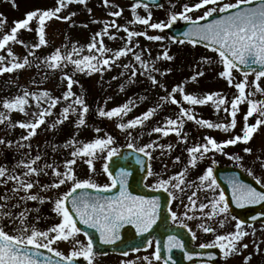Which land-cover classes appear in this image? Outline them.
Returning <instances> with one entry per match:
<instances>
[{"label": "rangeland", "instance_id": "rangeland-1", "mask_svg": "<svg viewBox=\"0 0 264 264\" xmlns=\"http://www.w3.org/2000/svg\"><path fill=\"white\" fill-rule=\"evenodd\" d=\"M198 2L199 0H163V3L159 9L154 7L145 9L141 4V6L138 7L134 13L132 6L135 3H133L132 0H108L107 5L104 4V0H86V3L77 4L64 0L65 6L58 15L62 18L71 16V19L65 20L53 17L52 19L48 20L49 24H47L45 28L46 40L48 41L46 45L41 46L40 48L32 47L38 43V33L36 31L37 21L33 20L30 24L32 31L25 29H20L18 31L20 36L18 41H23V44L19 42H14L12 44L9 43V45L6 46L4 50H0V55L5 57V60L0 62V67L10 66L13 62V55L17 58L16 62H23L25 53H27V56L29 57H32L35 53H38V58L41 62L39 68L37 69L31 65H26L24 68L14 70V75L15 71L19 73V83L24 86L23 88L28 85L27 88H29V90L25 88V91L18 93L16 88H14L18 82L16 80L15 84H12V90H10L8 96H2L0 100V113H5L6 115L10 116L11 123L16 124L15 127H12L7 120H5L3 123H0V140H5L4 143H0V167H4L8 170V173L4 177H0V204H6V210H10L14 217H18L19 213L24 211L25 208H38L39 212L31 211L27 214V223L30 226H35L38 230H47L49 227L59 223L61 218L53 212V203L51 201H46L41 204L39 201L21 200L20 198L25 196L26 193L22 190L14 193L13 189L17 186V182L9 179L8 177L9 175L15 174L20 176L22 179L31 180L35 185L34 188L30 190L31 194L49 197H55L57 194H62L63 192L68 191L71 187V183L69 182L65 185H62L59 190H43L42 185H44L46 181L51 184L58 179L54 177L52 169H45V172L41 173L39 176L33 174L30 177H25L24 173L27 171L25 167L20 166L18 172L15 171L16 167L14 162L17 159V155L20 156L21 160L25 163L31 159H34L37 155H39L42 159L50 158L51 161H53L52 164L59 167V170L63 172L65 171V161L67 159H71L72 157H70L71 153H69L65 147H61L62 145H64L74 136L78 141L84 143L92 141L97 137L106 138L107 135L104 134V132H108L107 134L109 135V133H111L110 130H114L120 142L131 140L134 142V144H136L137 147L144 146L151 143L152 141H156L158 144L167 143L173 146V150L169 153L163 151L162 154V150L160 148H155L152 150L153 155L152 159L150 158V170L152 171L153 175L148 176L149 180L146 182L150 187L151 185L154 187H159L158 181L160 179L167 180L171 178L173 175L182 172L186 165L188 166L186 180L188 182L194 181L196 185H199L200 182L198 177L204 173L207 167L210 166V162H212L213 166V161H215V163L221 162L220 164L230 163L231 165L239 166L249 173L253 178L256 177L258 182L264 186V167H261L260 161V158L262 156L264 157V125H261L249 144L245 145L241 142L238 143L241 145L239 147L240 149H238V144H236L234 146H227L223 153L217 152L216 155H220L218 157L222 158L219 160L220 162L213 159V155L210 157L209 155H206L203 160L198 159V167H192L191 165H188L190 155H186L182 151L183 148V150H185L192 147V144H195L192 139H195L196 143H199L202 139V136L204 137L205 133H207V136L209 137L216 138L219 142L228 138H232L236 134H243V117L248 110V107H243H245V104L249 103L251 99L264 101V93L257 91L255 84L253 83L255 81V74L248 76L249 84L246 87V94L250 95H248V99L242 101L238 106L236 117L237 126L235 129H230L228 132H225L223 129H209L206 126L198 125L195 120L189 121L184 118V122H186V124L183 125L181 136H184L185 134L187 135V143L182 142L180 137H178L174 132L167 137L160 133L152 132V129L156 126L163 127L168 118L177 119L180 114V110L178 109H180L181 106L183 108L189 109L190 114L195 115L197 120L205 119L213 122L214 124L222 123L227 125L230 124L232 119L230 116L231 101L237 95H239V91L238 89L235 90V86H229L227 79L219 77L218 73L223 70V65L220 63V58L218 55L212 52L210 53L209 51L200 47L194 46L193 48L192 45H186V43L184 45H182L183 43H180L178 46V44L172 40V37L166 31V28L163 30L151 29L150 27L143 25L138 21L132 23V21L136 19L137 15L147 18L149 11H151L150 23L164 22L166 24H176L177 22L183 21V19L170 22L172 13L175 12L178 14L183 11V6L185 4L192 6ZM221 2L236 3V0H221ZM55 6H59V0H0V25H2L0 26V39H2L5 34H10V30L14 26V23L16 21L25 19L27 12L36 9L49 10L53 9ZM121 9L123 12L120 17H114L111 15V13ZM205 10L206 8H202L200 10L192 11L189 14L194 19H196L197 17L203 15ZM73 13L75 15H71ZM113 21H115L116 25L122 27H120L119 30L116 27H113ZM106 23L109 25V28L108 35L103 36V46L110 49V51L103 54L95 50L90 52L87 49V45L91 42L92 37L97 32L102 31ZM124 27H127L130 31L134 32H146L148 36L160 35L165 37V39L161 41H155L147 39L145 35H140L133 37L131 43L129 44L127 40V32L123 30ZM113 35L116 37V39H111V36ZM99 39L100 38L97 37L98 41ZM74 45L83 49V51L73 55L74 59L85 55L112 57L115 51L125 47L126 45L132 50L128 52L127 55L114 59L111 62L110 67L104 66V70L91 72V74H89L88 70H86L82 73L79 72L76 77L72 72H65V69L68 71L66 67L61 69H53L48 66L46 59L56 49H60L61 53L64 54L66 52H70ZM97 47L99 48L101 45L98 43ZM9 49L11 50V55L9 54ZM164 51H167L169 55L174 57V59L171 61L166 60L163 57ZM136 54H141V61L135 60ZM204 57L210 58L212 63L208 64L204 62L202 59ZM67 65L73 66L71 63H68ZM125 65H128V67L125 68ZM116 69H118L117 73H115ZM168 69H171V71L169 72ZM133 71L136 73L134 77L132 76ZM198 71L203 72L204 75L199 76L196 82L191 81L190 78ZM112 73L116 74L113 77L116 79V81H112V83L116 85L113 84L114 87L112 91H108L105 94L106 97L103 95L97 97L100 93H102L101 88L103 91H106V89L102 87V82L105 81L104 79L110 78L109 76ZM122 73H124V75H121ZM65 74L72 75L73 80L78 81V83H73L71 91L75 93V96H82L85 100V103L89 105L90 111L85 116L89 125L85 126L92 127L85 128L83 126L77 128L73 126L69 129V126H63V129L61 131L59 130L60 133L55 134L57 135L56 137L53 133V129H49L47 122L50 123L53 119L60 115V112H62L63 108L60 104L66 100L61 99L56 107L51 109L52 114L45 116V123L37 128L36 134L30 139H22V137L28 135V130L20 128L18 126V122L33 121L36 118L34 114L48 107L47 103H37L36 94L47 91L53 97H62L63 94L68 90V81L65 78ZM7 75L9 74H0V80H7ZM10 76H12V74H10ZM233 76L234 84L235 81L240 78V76L235 71L233 72ZM152 77H155V80L158 83L154 84L152 82ZM30 79L31 85H29ZM242 79L243 78L240 80ZM123 80L126 82L128 81L127 84H124ZM83 82H85L88 89L85 90L83 88ZM107 85L109 86V84ZM80 86L81 88L79 89L78 87ZM176 87H182L186 93L195 94L201 97L212 92H219L226 98L232 96L233 94L235 95L231 97L230 100L227 99V103L221 106L219 111H217L216 105L213 102H209L207 105L203 106H193L187 101L182 100L183 93L176 92L174 93L175 98L181 101V104L176 106L171 102V95H173V89ZM259 87L264 88V78H261ZM106 88L108 89L109 87ZM25 92H28L30 95L28 97L29 103L24 106V112H20L19 110L4 109L3 102L5 100H12L16 96H23ZM110 93H115V95ZM75 96L69 97L67 100L70 101L69 104L74 101ZM166 96L169 97L168 100L164 99ZM95 97H97L95 101L98 103V105H101V108L104 110H110L113 107L122 106L129 100H132L134 104L130 106L132 110L127 116H124L122 120L119 117H113L109 119L107 117H100L98 115L100 108H98V111L94 110L95 107H93V98ZM215 99L216 98L214 97V100ZM225 107L229 109V112L224 111ZM150 108L156 109L154 115L145 121L142 127L128 130L131 131V136L134 139L129 138L127 131H122L117 127L119 123H126L129 120L140 116ZM256 115L258 114L256 113ZM75 117L77 118V115ZM253 117L249 118L248 123L251 124L253 121L255 122V118ZM96 128H99L100 132H96ZM150 132L151 135L148 134ZM141 133H143V135H141ZM204 142L205 141L203 140L201 144ZM50 143H52L54 146L50 145ZM174 144L182 148L179 152L180 162L178 163H174V157H177V148H174ZM49 145L51 150L54 149L53 154H50L48 148ZM246 146L252 148L253 151L251 154L245 153L243 151ZM59 147L61 149H59ZM68 149L72 151L74 150V148ZM106 155L101 153L99 158L94 161V172L91 171L85 162V159H77V163L73 166L77 177L80 179H91L101 186L104 184H110L111 178L103 171V165L106 162ZM233 156H241L243 159L234 160L231 158ZM55 161L61 163L55 164ZM251 163H254V168H251ZM35 167L43 168L44 165L42 163L36 162ZM174 182L175 181H173V183ZM194 188L185 189L184 193L186 198L191 195ZM170 189L171 185L168 186V190ZM177 193L180 195L179 191ZM218 194V190L213 193L211 190L201 189L197 193V196L194 197L197 202L196 210L199 211L192 210L189 205H173L176 217L178 219L188 221L189 226L196 230V235L198 236L196 242L198 244H213L216 235L227 234L235 230V224L238 222V220L231 219L233 215L230 213V211L228 222L224 227H220L218 220L222 217L213 219L203 215L204 212L211 211V205L204 209L203 212L199 209L200 202L207 204L212 199L213 195L218 196ZM178 195L176 196L179 197ZM6 197L9 199L6 200ZM178 201L179 200L177 199L176 203ZM184 201L180 200L179 202L183 203ZM14 205H16V207H13ZM185 212L188 213V216H191L192 212L196 219H188L184 215ZM37 217H39V219H37ZM19 223V219H16L15 223H13V220L7 216L0 220V224H2L5 230L10 234L16 232ZM202 223H210L211 226L216 230L214 232L205 233L200 227ZM243 228L248 234L244 236L238 243V248L241 249V251L234 253L228 258H225L224 256V264H264V224H259L256 226L244 225ZM77 239L86 244V238L83 235L79 234ZM57 242H63L67 244H54V246L58 249H64V247L67 246V251H63L64 253L70 254L73 250V241L70 240L67 242ZM70 243H72V245H69ZM245 244H247V248H243V245ZM257 245L259 246V250H257ZM147 251V254L151 258L152 264H160L155 259V249L149 247ZM249 256H251V259L246 260L245 258ZM143 257L144 255L139 256V258L131 261H133V264H147V261L143 260ZM104 258V260H99V258H97L96 263L119 264L123 260L122 256L117 254H109Z\"/></svg>", "mask_w": 264, "mask_h": 264}, {"label": "snow or ice", "instance_id": "snow-or-ice-1", "mask_svg": "<svg viewBox=\"0 0 264 264\" xmlns=\"http://www.w3.org/2000/svg\"><path fill=\"white\" fill-rule=\"evenodd\" d=\"M73 2V0H69ZM74 2L86 3V0H74ZM104 4H108V0H104ZM142 6L145 9L149 8L148 2H142V0H137V2L132 6V10L135 13L138 7ZM247 4L251 5L252 0H236V3H222L221 0H199L198 3L189 6L185 4L183 6V11L180 13L173 12L170 17V22H174L178 19H183L185 21H191L192 27L184 33V37L191 44L196 45L197 43L207 42V45L211 47L215 52L218 53L220 58V63L223 65V70L218 73L219 77L227 79L229 86L233 85L234 76L233 72L235 69H240L243 74V79L235 83V88L238 89L239 95H237L231 101V121L230 124L213 123L205 119H196V116L190 114V110L183 108L181 106L180 114L177 119L168 118L163 127L156 126L152 129V132L160 133L167 137L171 133H175L180 137L181 141L187 143V135L181 136L183 130L184 118L189 121L195 120L198 125L206 126L209 129H223L228 132L230 129H235L237 126V112L238 106L242 101L248 99L246 94V87L249 84L248 76L250 73L255 74V87L257 91L264 93V88L259 87V82L261 78H264V2H261L255 6H250L247 8H240V5ZM65 6L64 0H59V6L55 9L41 10L36 9L26 13V18L16 21L14 26L10 30V34H5L2 39H0V50H4L10 42H19L23 44V41H18L17 33L20 29H25L32 31L30 24L33 20L37 21L36 31L38 33V43L33 45L34 48H40L48 43L46 40V22L53 17L57 19L70 20L69 17H60L58 14L61 12L62 8ZM174 7V6H173ZM206 8L203 15L194 19L189 13L195 10H200ZM230 9H239L238 11L230 12ZM90 11V10H89ZM123 10L111 13L114 17H120ZM225 13V15H220L218 19H214L209 23L200 24L198 21L204 20L208 17H212L214 14ZM71 15H75L74 13ZM151 20V11L147 18L136 16V19L132 23L139 22L143 25L150 27L151 29L163 30L170 26V23L166 24L164 22H153ZM2 26V25H0ZM112 26L116 27L118 30L122 26L112 22ZM109 25L106 23L101 32H97L91 39V42L87 45V49L91 52L95 50L101 54L110 51L107 47L103 46V36L108 35ZM127 32L128 43L135 36L145 35L149 40L161 41L165 37L160 35L148 36L146 32H134L130 31L127 27L123 28ZM99 37V41L97 40ZM111 39H116L113 35ZM174 42L184 43V40L177 41L176 37H172ZM101 47H97V44ZM132 49L127 45L113 53L112 57H97L96 55H85L80 58H73L74 54H78L83 51L82 48L73 46L70 52L64 54L61 53L60 49H56L49 57L46 59L48 66L53 69H61L67 67L68 63L74 66V71L85 72L88 70L89 74L91 72L104 70V66H111V62L119 57L127 55ZM9 54L11 55V50L9 49ZM163 57L166 60H173L174 57L169 55L167 51H164ZM204 62L210 64L212 60L208 57L202 58ZM5 57L0 55V62L4 61ZM13 62L10 66L0 67V74L4 72H12L16 69L24 68L26 65H30V61L27 58L23 59V62H16L17 58L12 56ZM136 61H141V54L135 55ZM255 65L261 66L259 69L254 67ZM99 66V67H98ZM125 68L128 65L124 66ZM170 72L171 69H168ZM136 75L133 71L132 76ZM203 72H196L190 79L196 82L199 76H203ZM67 79L68 90L63 94L62 97H53L49 92L44 91L40 94H36V101L38 104L47 103L48 107L42 109V111L34 114L35 119L29 122H18V126L22 129L28 130V135L22 137V139H30L36 134V130L40 125L45 123V116L51 115V109L55 108L61 99L68 100L69 97L75 96L73 93L72 86L75 81L72 75L65 74ZM152 82L154 84L158 83L155 77H152ZM123 90V89H121ZM183 93L182 100L187 101L189 104L196 105H207L209 102H213L216 105V110L219 111L220 107L227 103V98L221 96L219 92H212L206 95L198 96L195 94H188L185 92L184 88L176 87L173 89V95H171V102L173 104L180 105L181 101L175 98L174 93ZM29 93L25 92L23 96H16L12 100H5L3 102V107L5 110H19L20 112L25 111V105L29 103L28 97ZM214 97L216 98L214 100ZM168 100L169 97H164ZM134 102L129 100L122 106L113 107L110 110H104L100 108L98 115L100 117H107L109 119L113 117H119L121 120L124 116L132 110L131 105ZM90 109L85 103L82 96H75L72 103L62 109L60 113V118L52 124L55 128L57 124H63L69 117V113L77 114L76 127H83L86 125L85 116L89 113ZM155 108H150L146 112L142 113L128 122H121L117 127L122 131H127L130 139H134L131 136V129H136L137 127H142L150 117L155 113ZM225 112H229L227 107L224 108ZM259 113V118L255 120V123H248L250 117L254 114ZM8 121V123L15 127L16 124H12L10 116L5 113H0V123ZM244 125L242 128V135L238 134L232 138H228L222 142H218L214 137L205 136L203 144H196L193 147L187 149L190 153V158L188 160V165L195 167L199 160L205 158V154L215 151L223 153L227 146H234L238 143L249 144L253 139L254 134L257 133L261 125H264V101H258L256 99H251L249 103L248 110L243 117ZM96 132H100L99 128L95 129ZM151 135V132L148 133ZM143 135V133H141ZM0 143H4L0 140ZM10 143V142H9ZM114 143V137L112 135H107L104 137H97L89 142H80L75 136L67 141L63 147L74 148L71 152V159L65 161V171L61 172L59 167L53 164H45L43 168L35 167L36 162L41 159L37 155L34 159L29 160L27 163L20 161L19 165L25 167L27 171L24 173L25 177H30L33 174L39 176L41 173L45 172V169H52L54 177L58 178L54 183L44 184L43 190L54 189L59 190L62 185L71 183V187L68 191L62 194H57L55 197L41 196L38 194H31L30 190L34 188V183L31 180L22 179L18 175H9V179L17 182V186L13 189V192L24 191L25 196L21 197V200H32L39 201L43 204L46 201H51L53 203V212L61 218L59 223L54 226L49 227L47 230H38L35 226H30L27 223V214L31 211L39 212V209H28L25 208L24 211L19 213L18 217H14L10 210H6V204H0V220L4 217H9L15 223L16 219H19L20 223L17 227L15 233L10 234L5 230L4 226L0 224V264H72L75 257L83 256L89 260V264L95 256L93 250V239L88 232H83V234L88 237L87 243L77 239V236L83 231L81 227L77 226L78 220L84 225H88L93 229H98L100 235V241L105 244L114 243L120 238L119 229L124 224H135L139 232H148L152 225L156 222L158 218L159 210V198H146L143 196L133 195L128 191V171L121 168L119 176H113L112 172L109 171V165L107 162L103 165V171L111 177L110 184H104L103 186L98 185L91 179H80L77 177L73 166L77 163V159H85V162L91 169L95 171L94 160L99 157V154L107 150L106 161H111L114 156L118 154V150L112 147ZM127 147L129 149H135L138 153H143L146 157L151 158L153 155L152 150L155 148H160L162 150L172 151V145L158 144L156 141H152L141 147H137L134 143H128ZM245 153L251 154L252 148L245 147L243 149ZM198 154V155H197ZM234 160H241V156L231 157ZM141 164L144 161L141 159L139 161ZM180 162V157L175 158L174 163ZM215 161H213V164ZM166 167V166H165ZM261 167H264V161H261ZM8 173V170L4 167H0V177H4ZM188 173V166L186 165L182 172L173 175L171 178L165 180L160 179L158 181V186L165 191H168V186L171 185L173 190L178 189L180 194L185 192V189H191L195 187V191L188 196L190 202L189 207L192 210L196 209L197 202L194 197L201 189L211 190L213 193L219 189L220 185L217 183V178L214 175L213 167H207L202 175L198 177L199 185L195 182H188L186 176ZM148 175H153L152 171H148ZM173 181H175L173 183ZM6 183V181H5ZM232 185V197L235 199L236 203L244 207L246 204H256L260 201H264V192H259L256 188L249 184H246L238 179L232 178L230 180ZM117 184L121 185L120 191L115 196H104L100 194L101 188L103 191H108L111 188H116ZM78 189L84 191L77 193ZM87 189H96L95 194L87 191ZM9 199L8 197L5 198ZM173 199H176V195H173ZM70 202V203H69ZM211 205V211L204 212L205 217H211L213 219L222 217L218 220L220 227H224L229 220V202L223 191H220L218 196L213 195L212 199L206 203H200L199 209L203 212L204 209ZM13 207H16L14 205ZM70 208L72 210H70ZM184 215L188 219H196L195 216H188L185 212ZM173 220H176V213L172 212ZM39 219V217H37ZM235 220L236 217H231ZM253 217V220H256ZM245 225L244 220H239L235 224V230L227 234H218L215 236L213 245H201V247L218 246L223 250V255L225 258L230 257L234 253L241 251L238 248V243L242 240L244 236L248 233L244 230ZM187 227V225H184ZM200 227L205 233L214 232L211 224H201ZM195 236V233H193ZM73 241V250L70 255H65L58 251L53 245L57 241ZM151 246L152 241L147 242ZM183 248V242L175 236L168 237V249L171 251L172 248ZM243 248H247V244L243 245ZM40 249H48L50 252H54L56 257L60 259H53L49 256H44L43 260L39 257L42 255ZM139 252V248L133 249ZM257 250L259 246L257 245ZM127 255V253H125ZM155 259L159 261L161 259V253L159 244H157L156 251L154 253ZM189 259L192 258V254L189 253ZM170 259V258H169ZM246 260H250L251 256L246 257ZM143 260L147 261V264H152L149 257H143ZM126 264H133V262H126ZM163 264H169V260L165 259Z\"/></svg>", "mask_w": 264, "mask_h": 264}, {"label": "water", "instance_id": "water-1", "mask_svg": "<svg viewBox=\"0 0 264 264\" xmlns=\"http://www.w3.org/2000/svg\"><path fill=\"white\" fill-rule=\"evenodd\" d=\"M135 2L137 0H134ZM162 0H142V2H148L152 6H159ZM74 2V0H73ZM264 0H256L252 2L251 5L242 4L240 8H247L250 6H255ZM239 9H231L230 12L238 11ZM220 15H225V13L214 14L212 17H208L205 20L199 21L200 24L209 23L214 19H218ZM192 22L184 23L180 26H170L168 31L173 37L177 39L186 40L184 33L192 27ZM204 46H207V42L199 43ZM211 48V47H210ZM257 69L261 66L255 65ZM241 71L240 69H238ZM242 72V71H241ZM143 160L144 163L141 164L139 161ZM109 171L112 172L113 176H119L121 168H124L128 171V191L136 196H143L149 199L159 198V210L158 218L156 222L152 225L148 232L141 233L137 230L135 224H124L119 229L120 238L114 243L105 244L100 241V235L98 229H93L88 225H84L78 220V227H81L84 231L88 232L93 239L94 250L99 253L107 252H121L126 253L129 250L134 248L145 247L146 242L151 238L155 237L157 243L159 244L161 256L169 260V264H193L200 261H206L209 256L210 251L205 252L202 249H194L191 247L192 238L190 234L185 231V229H173L170 227V214H169V204L170 197L163 191H151L144 186V180L148 174V158L136 152L133 149H121L120 154L114 156L111 161H108ZM214 175L217 178V181L227 196L228 202L231 206V211L240 217L241 220H244L245 223H254L256 221H264V213L260 212L261 208H264V201H260L256 204H246L244 207L239 206L235 199L232 197V185L230 180L232 178L238 179L246 184L251 185L256 188L259 192H264V189L260 188L254 181L245 177L241 174L240 171L234 170L232 168H219L216 167L214 170ZM121 185L117 184L116 188L109 189L108 191H100V194L104 196H115L120 191ZM84 191L78 189L76 194ZM87 191L95 194L97 190L87 189ZM70 203V202H69ZM70 210H72L70 208ZM253 217H256V220H253ZM175 236L178 237L184 244L183 248H172L171 251L168 249V237ZM42 255L39 257L43 260L44 256H49L53 259H60L54 254L49 252L46 249H40ZM189 253L192 254V258L189 259ZM219 254H216L215 257L219 258ZM170 258V259H169ZM214 264H217L218 261H214ZM72 264H88L83 258H74Z\"/></svg>", "mask_w": 264, "mask_h": 264}, {"label": "trees", "instance_id": "trees-1", "mask_svg": "<svg viewBox=\"0 0 264 264\" xmlns=\"http://www.w3.org/2000/svg\"><path fill=\"white\" fill-rule=\"evenodd\" d=\"M6 84H7V80H4V79L0 80V94L4 92L3 88L5 87Z\"/></svg>", "mask_w": 264, "mask_h": 264}]
</instances>
